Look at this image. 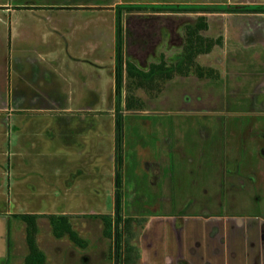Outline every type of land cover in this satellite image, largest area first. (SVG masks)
Here are the masks:
<instances>
[{"label": "rangeland", "instance_id": "obj_1", "mask_svg": "<svg viewBox=\"0 0 264 264\" xmlns=\"http://www.w3.org/2000/svg\"><path fill=\"white\" fill-rule=\"evenodd\" d=\"M62 2L19 0L17 3L27 8L30 4L58 8L63 6ZM93 2L108 10L114 9L113 5L119 0ZM8 3L13 4L0 0V7ZM233 3L262 4L264 0H231L228 4ZM52 11L51 16H55L57 12ZM123 12L126 13L124 18ZM148 12L152 13H144ZM153 13L161 14L142 17L135 11L122 10L121 23H157L155 27L167 37L163 42L170 43L169 61L130 62L143 70L161 62L172 65L191 44L194 64L187 66V74L183 76L176 75L166 81L154 79L149 84L136 82L139 88L134 89L133 97L138 101L136 108L139 110L123 113L128 120H172L176 189L144 191L140 186L135 190V184L126 181L134 176L121 173V216L134 219L132 230L121 233V252L135 248L137 232L146 215L264 213V13ZM200 16L205 18L207 28L193 30ZM102 17L106 23L110 21L109 14ZM6 20L7 12L0 9V109L6 101ZM44 30L50 35L47 27ZM22 45L19 39L15 40L16 49ZM50 48L43 45L40 52ZM128 57L134 56L129 53L125 57L123 49V59ZM196 65L203 69L201 76L195 74ZM129 83L130 80L126 81L127 86ZM6 113H0L3 134L8 131ZM109 113L112 119L113 110ZM109 113H100L103 114L100 118L105 119L104 114ZM106 120L98 127L104 132L95 137L97 146L103 150L97 153L92 183L90 175L87 180L75 178V182L71 181L72 171L83 173L90 165L82 163L80 158L76 163L77 159L70 157L71 151L66 148L63 157L49 149L46 157H29L28 168L24 176L20 175L19 160L11 155L7 133L0 136V263L22 264L28 247L26 225L19 215L36 214L35 239L46 264H114V234L104 235L103 219L114 216L116 190L115 138L110 137L107 128L110 124ZM143 127L157 133L162 131L161 126L146 124ZM122 129L119 153L122 162H126L130 156L126 154ZM61 161L63 167H60ZM140 194H147L150 199L137 198ZM166 196L171 197L168 204L160 199ZM146 202L152 204H143ZM157 202L160 204L154 205ZM61 216L67 217L71 228L83 241L82 246L74 244L66 235L55 237L51 219ZM134 262L132 254L128 264Z\"/></svg>", "mask_w": 264, "mask_h": 264}, {"label": "crops", "instance_id": "obj_2", "mask_svg": "<svg viewBox=\"0 0 264 264\" xmlns=\"http://www.w3.org/2000/svg\"><path fill=\"white\" fill-rule=\"evenodd\" d=\"M9 1L13 4L9 2L0 7L7 12L8 27L4 85L6 101L0 113L7 112L6 133L8 144L12 147L11 155L19 160L18 173L24 176L29 157H46L48 149L63 157V149L66 148L71 151L70 157L77 159L76 163L80 158L82 163L90 165L83 173L72 171L71 181L75 182V178L87 180L90 175L92 183L95 174L93 168L99 157L97 153L103 150L97 146L95 137L104 132L98 127L103 126L106 119L110 124L107 127L110 137L113 140L115 138L114 115L111 119L109 113L113 110L114 114L115 103L114 9L111 7L105 10L95 6V0H62L63 6L58 8L37 7L35 4L27 8L25 4L17 3L19 0ZM209 1L119 0L117 4L231 2ZM52 10L57 12L55 16H51ZM135 12L142 17L161 14L144 13L147 11L143 10ZM103 14L110 15L109 22L104 21ZM155 24L152 21L139 24L123 22L125 57L129 53L134 56L128 57V61H169L170 43L163 42L167 37L158 31ZM45 27L50 31L48 36ZM16 39L23 44L19 49L15 48ZM43 45L51 48L40 52ZM96 68L99 70L96 71ZM126 81L128 79L124 73L121 91L122 131L126 154L130 159L126 162L121 160L120 179L122 172L126 176L127 173L132 174L134 177L126 181L133 182L135 190L140 189V186L144 191L175 190L176 155L172 120L124 118L123 113L139 110L136 108L138 101L133 97L134 89L139 86L130 83L127 86ZM104 87L106 90H102ZM127 94L131 96L129 110L125 106ZM102 112L110 115L104 114L106 117L102 119ZM146 124L151 127L161 126L162 131L157 133L153 129L146 130L143 127ZM6 133L0 132V136ZM62 161L60 167H63ZM137 198L147 200L150 196L140 194ZM160 199H165L168 204L171 197ZM135 243L139 255L138 264H264V213L150 214L143 217Z\"/></svg>", "mask_w": 264, "mask_h": 264}, {"label": "trees", "instance_id": "obj_3", "mask_svg": "<svg viewBox=\"0 0 264 264\" xmlns=\"http://www.w3.org/2000/svg\"><path fill=\"white\" fill-rule=\"evenodd\" d=\"M127 11H151V12H205V13H264V5H235V4H164V5H138V4H117L114 7L115 13V58H114V124H115V204H114V216L111 219L108 216H104V235L111 237L112 233L115 235L116 242V264H128L131 255H135V264L139 259L136 246L135 248H126L124 252L119 250V241L121 233L124 230H132L133 218L127 217L125 219L121 216L122 203H121V179L119 176V168L121 162V156L119 153V146L121 142V129H122V112L121 107V91L123 87V76L126 73V77L130 80V84L151 83L154 79H160L162 81L169 80L176 75H186L188 71V65H193L192 54L194 50L193 45H189L186 53L172 65H166L158 63L150 66L149 69L143 70L138 68L135 64L128 60L123 59L124 49V31L121 23V12ZM207 28L205 18L200 16L198 22L195 24L193 30L199 31ZM195 74L201 76L203 69L199 66H195ZM134 82V83H133ZM137 85V84H136ZM129 94L126 97V108L129 110ZM36 214H23L20 218L26 225L25 240L28 247V254L24 258L22 264H46L44 255L39 250L36 243ZM51 223L53 226L54 235L57 238L68 236V238L76 245L82 246L83 241L79 238L78 234L71 228L66 216L59 218H52ZM114 238V236H113ZM124 255V258L123 256Z\"/></svg>", "mask_w": 264, "mask_h": 264}, {"label": "water", "instance_id": "obj_4", "mask_svg": "<svg viewBox=\"0 0 264 264\" xmlns=\"http://www.w3.org/2000/svg\"><path fill=\"white\" fill-rule=\"evenodd\" d=\"M114 264H116V242H115V235H114Z\"/></svg>", "mask_w": 264, "mask_h": 264}]
</instances>
